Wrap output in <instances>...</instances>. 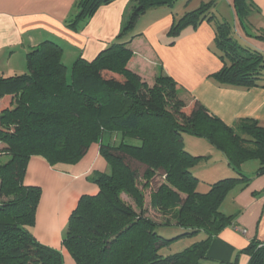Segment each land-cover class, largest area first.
Instances as JSON below:
<instances>
[{
    "label": "trees",
    "instance_id": "16d2710c",
    "mask_svg": "<svg viewBox=\"0 0 264 264\" xmlns=\"http://www.w3.org/2000/svg\"><path fill=\"white\" fill-rule=\"evenodd\" d=\"M111 1L75 0L66 24L79 30ZM177 1L134 0L114 42L91 60L79 56L68 68L62 45L46 39L26 53L27 73L0 72V264H64L60 249L34 235L42 188L25 182L26 169L32 156L52 166L74 164L92 143L99 144L109 170L94 174L98 192L82 195L69 217L62 244L76 264H201L211 239L232 222L220 205L230 189L249 179L243 162L258 159L257 172L264 173V125L253 118L228 125L199 100L182 99L173 77L160 74L149 84L128 67L138 17ZM233 1L239 17L247 19L253 2ZM213 5L203 2L174 21L171 42L186 27L214 20L224 65L212 77L220 84L258 85L264 58L233 37L231 24L215 18ZM186 133L222 151L236 175L199 191L192 166L201 156L186 150ZM141 183H152L150 205L164 222L147 216ZM122 194L133 197L140 210ZM189 237L198 239L178 252H160ZM244 251L249 264H264V242L252 240Z\"/></svg>",
    "mask_w": 264,
    "mask_h": 264
},
{
    "label": "crops",
    "instance_id": "0c3cea01",
    "mask_svg": "<svg viewBox=\"0 0 264 264\" xmlns=\"http://www.w3.org/2000/svg\"><path fill=\"white\" fill-rule=\"evenodd\" d=\"M133 1L103 4L75 30L66 24L75 0H0V72L12 75L26 62L29 49L46 39L62 45V59L68 68L79 56L93 59L114 42ZM224 1L233 12L219 17L231 24L233 37L264 58V38L258 37L264 35V0H251L254 7L247 19L236 13L233 0ZM190 9L187 2L178 0L172 6L148 8L138 17L129 42L133 56L128 67L149 84L160 74L173 77L183 91L182 99L199 100L228 125L240 118H253L264 125V75L251 87L220 84L212 77L224 65L215 41L214 20L186 27L171 42L170 27ZM248 161L241 164V170L249 179L230 189L220 205L232 222L211 239L201 264H249L244 249L252 240L264 242V173L257 172L259 160L249 169ZM230 167L222 171V177L236 175ZM108 170L98 143H92L74 164L52 166L41 156H32L28 162L25 182L42 188L34 235L41 243L60 249L64 264H76L62 244L69 217L82 195L98 192L91 179L94 174Z\"/></svg>",
    "mask_w": 264,
    "mask_h": 264
},
{
    "label": "rangeland",
    "instance_id": "374dc122",
    "mask_svg": "<svg viewBox=\"0 0 264 264\" xmlns=\"http://www.w3.org/2000/svg\"><path fill=\"white\" fill-rule=\"evenodd\" d=\"M209 2L211 0H181L182 3H188L190 10H193L197 7H199L203 2ZM214 5L212 7V12L215 15L216 19H221L220 13H224L225 15H230L233 10L230 5H228L224 0H213ZM18 62V60H17ZM22 65L17 67L13 75L15 74H24L28 72L27 63L22 61ZM178 95L180 97L183 96V91L181 89L178 90ZM184 145L186 150L191 152L194 155L201 156L198 161L192 166L193 173L199 178V184L197 186V189L202 192H206L209 189L210 184L218 181L219 179H222V171L225 172L227 170L228 166L232 165L229 163V161L222 155V151H220L218 148L213 146L205 137L196 136L190 133L184 134ZM3 147V144L0 143V149ZM7 155H3V159H5ZM259 162L257 159H252L248 161L247 168L257 165ZM233 174V173H231ZM228 177V176H225ZM159 182L158 180H156ZM142 183L144 184L145 181L143 180ZM141 183L140 189L144 193V208L147 211V216L157 219L161 222H164L166 220V217L159 211L152 209L150 205V195L152 190V183L150 186H144ZM156 186V184H155ZM123 199L136 207L138 210L139 206L137 207V203L133 199V197L129 196L128 194H122ZM171 230H164L163 232L168 236L171 237L172 234L169 233ZM172 232L176 233L175 229H172ZM165 235V236H166ZM198 238H184L182 240L175 241L170 246H165L161 249V253L163 255L172 254L175 252H178L185 247L189 246L191 243L196 241Z\"/></svg>",
    "mask_w": 264,
    "mask_h": 264
}]
</instances>
